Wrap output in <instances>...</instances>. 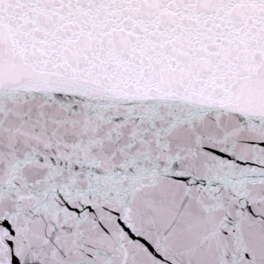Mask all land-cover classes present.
<instances>
[{
	"label": "snow or ice",
	"instance_id": "obj_1",
	"mask_svg": "<svg viewBox=\"0 0 264 264\" xmlns=\"http://www.w3.org/2000/svg\"><path fill=\"white\" fill-rule=\"evenodd\" d=\"M0 264H264V0H0Z\"/></svg>",
	"mask_w": 264,
	"mask_h": 264
}]
</instances>
